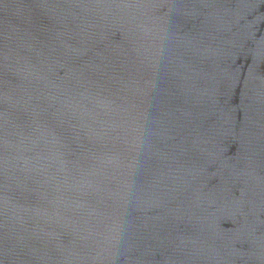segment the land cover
<instances>
[{
    "label": "water",
    "instance_id": "water-1",
    "mask_svg": "<svg viewBox=\"0 0 264 264\" xmlns=\"http://www.w3.org/2000/svg\"><path fill=\"white\" fill-rule=\"evenodd\" d=\"M0 264H264V0H0Z\"/></svg>",
    "mask_w": 264,
    "mask_h": 264
}]
</instances>
